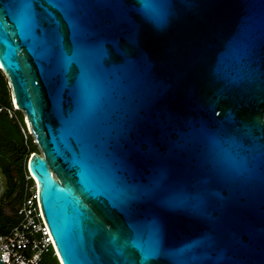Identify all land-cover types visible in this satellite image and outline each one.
Instances as JSON below:
<instances>
[{"label": "water", "instance_id": "1", "mask_svg": "<svg viewBox=\"0 0 264 264\" xmlns=\"http://www.w3.org/2000/svg\"><path fill=\"white\" fill-rule=\"evenodd\" d=\"M0 70L60 264H264V0H0Z\"/></svg>", "mask_w": 264, "mask_h": 264}, {"label": "built area", "instance_id": "2", "mask_svg": "<svg viewBox=\"0 0 264 264\" xmlns=\"http://www.w3.org/2000/svg\"><path fill=\"white\" fill-rule=\"evenodd\" d=\"M21 131L27 139L30 133L26 124ZM16 215L18 224L0 234V257L5 264H39L44 254L54 253L55 247L41 211L36 182L28 170L23 177Z\"/></svg>", "mask_w": 264, "mask_h": 264}, {"label": "trees", "instance_id": "3", "mask_svg": "<svg viewBox=\"0 0 264 264\" xmlns=\"http://www.w3.org/2000/svg\"><path fill=\"white\" fill-rule=\"evenodd\" d=\"M0 106L3 110L0 112V132L3 134L4 138L0 139V157L4 156L10 159L9 162L13 164L19 173L18 183L12 187L9 196L13 194L17 195L16 205L11 206L9 213L0 206V234L6 233L12 227L18 224L19 218L16 215V208L21 200L22 191V181L23 174L19 171V163L22 156L25 153L24 139L21 131V127L24 128L25 123L23 121L24 116L21 112L14 110V106L11 101L10 88L8 86L7 79L5 78L3 72L0 70ZM8 110L13 112L15 117L8 116ZM16 114H19L17 116ZM5 140V141H4ZM2 141V142H1ZM26 147L29 149L30 153L38 152L37 146L33 142V138L28 135L26 139ZM7 144V148L3 145ZM28 160V158H27ZM27 163V162H26ZM26 171V168L24 169ZM39 264H60L56 255L51 251L44 254L41 257Z\"/></svg>", "mask_w": 264, "mask_h": 264}, {"label": "flooded vegetation", "instance_id": "4", "mask_svg": "<svg viewBox=\"0 0 264 264\" xmlns=\"http://www.w3.org/2000/svg\"><path fill=\"white\" fill-rule=\"evenodd\" d=\"M2 137L4 138L3 134L0 132V139H3ZM9 161L10 159H7L4 156L0 157V166L2 167L3 172L7 176L8 186H9V189L7 190L5 196L3 197L2 202L0 203V206H2L6 210L7 213H9V209L11 208V205L10 206H5V205L6 204L9 205L10 202L16 203L17 201V195L13 194L12 195L13 197L11 196L12 197L11 198L9 196V193L12 187H14L18 183V180H19V173H18L17 168L13 164H11V162Z\"/></svg>", "mask_w": 264, "mask_h": 264}, {"label": "rangeland", "instance_id": "5", "mask_svg": "<svg viewBox=\"0 0 264 264\" xmlns=\"http://www.w3.org/2000/svg\"><path fill=\"white\" fill-rule=\"evenodd\" d=\"M15 109V108H14ZM10 115H11V117H15V115H14V113H12V112H10L9 114H8V116L10 117ZM17 116H19V114H16ZM23 135V134H22ZM27 138H28V135H27ZM23 139H24V141H23V143H24V146H25V148H26V150H25V153H24V155L22 156V158H21V160H20V163H19V166H18V168H19V171H20V173L21 174H23V177H24V174H25V168H26V170H27V166H26V162H27V158L31 155V153L29 152V149L26 147V139H25V137L23 136ZM4 147H6L7 148V144H5V145H3ZM13 197V196H12ZM11 197V198H12ZM17 203H11L10 202V204L9 205H5V206H13V205H16Z\"/></svg>", "mask_w": 264, "mask_h": 264}, {"label": "bare ground", "instance_id": "6", "mask_svg": "<svg viewBox=\"0 0 264 264\" xmlns=\"http://www.w3.org/2000/svg\"><path fill=\"white\" fill-rule=\"evenodd\" d=\"M16 108V107H15ZM53 252V251H52ZM54 254L56 255V257H57V254H56V252L54 251ZM58 259V258H57Z\"/></svg>", "mask_w": 264, "mask_h": 264}]
</instances>
